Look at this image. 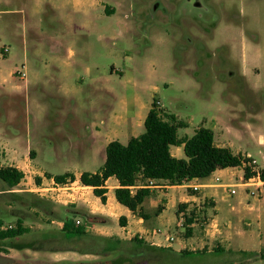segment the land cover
<instances>
[{
	"label": "rangeland",
	"instance_id": "374dc122",
	"mask_svg": "<svg viewBox=\"0 0 264 264\" xmlns=\"http://www.w3.org/2000/svg\"><path fill=\"white\" fill-rule=\"evenodd\" d=\"M101 1L104 7L90 8L89 17L84 12L70 19L75 7L69 2L11 0L15 11L6 14L5 0H0V132L19 133L18 145L27 157L19 185L9 190L0 181V221L2 229L29 228L23 235L0 239V255L36 264H264L259 234L264 232V206L252 213L232 210L236 194L228 196L229 203L221 202L220 209L213 196L191 202L201 218L189 237L192 245L186 247L195 254L156 250L132 261L127 246L107 251L97 243L96 236L129 240L116 234L114 222L75 210L86 190L77 189L74 200L62 195L51 200L33 191L41 177L33 172L26 142L42 150L46 170L69 172L77 179L81 171L100 169L102 157L85 162L81 151L97 146L93 123L109 115L141 111L155 100L163 116L174 113L190 120L179 133L192 136L204 116L225 118L219 109L223 97L239 96L264 112V0ZM17 68L26 71L27 83L21 72H13ZM233 129L229 138L238 143L236 150H244V128ZM254 130L264 135V118ZM250 150L264 167L262 150ZM1 153L2 164L12 166ZM215 175L203 182H212ZM240 175L238 169L227 170L221 180L237 182ZM175 212L169 206L160 220L153 219L163 229L172 224L177 237L172 243L178 248L188 237L176 229ZM243 218L250 220L249 227ZM67 219H81L87 235L67 238L62 232ZM213 222L217 225L210 226ZM210 227L225 232L211 236L206 231ZM230 229L235 230L232 246L259 250L245 258L232 253L240 251L221 242ZM218 247L223 251L216 252Z\"/></svg>",
	"mask_w": 264,
	"mask_h": 264
},
{
	"label": "crops",
	"instance_id": "0c3cea01",
	"mask_svg": "<svg viewBox=\"0 0 264 264\" xmlns=\"http://www.w3.org/2000/svg\"><path fill=\"white\" fill-rule=\"evenodd\" d=\"M62 2L71 3L75 8L74 11L71 12L69 15L70 19H77V15L79 13H86L87 17H89V9L94 8L95 5H100L104 7L101 0H60ZM5 12L6 14H13L15 9L11 7V0H5ZM25 11V6L23 7ZM74 15L76 17H74ZM6 19H11V16H7ZM27 19V17H25ZM74 51L71 50V54L73 55ZM49 64H45L47 67ZM13 72H21L20 69H16ZM22 73V80L27 83V73ZM13 78L16 77L13 75ZM152 105V104H151ZM151 105L142 111H138L135 109L130 112H125L123 116L121 115H109L107 119L101 118L100 123H93L95 128L94 135L97 139V146L86 148L83 151V161L87 162L89 158L94 161V163L99 161V157L101 158V162H103L100 168L103 166L106 160V146L109 142L113 140H119L122 143L126 144L130 140L131 137H136L142 134V129L144 127L145 118L151 108ZM219 109L225 115L224 119H221L220 116L217 114H213L211 116H204L202 124L200 126H205L210 128L214 133L215 143L219 146L223 147H230L234 153H240L244 157H249L250 159H255L257 161L256 166L253 168L254 171L264 170V167L259 164V159L257 156L252 154L251 150L252 146L255 148H259L260 154L264 153V135L263 134H256L254 130L255 124L262 121L264 118V112L262 109L255 105L254 102H244L241 97H223L221 99V104ZM244 111V113H243ZM174 114V113H173ZM179 119L180 115L175 114ZM237 119L239 120L238 124L233 123L232 120ZM188 125H190V120H186ZM189 127V126H188ZM186 127V128H188ZM244 128L246 132L243 137H241L240 141L246 142V148L244 150H236L235 148L238 145L237 142H234L232 139L229 138L228 134L230 130H234L233 128ZM182 129V128H181ZM195 132V131H194ZM180 134V133H179ZM188 135L187 134H180V136ZM254 138L259 140V143H255ZM29 140V139H28ZM20 141L19 133L6 131L5 133L0 132V148L2 151L6 153L8 159L12 162V166H16L18 168H22V165H26L27 157H22V152H24L18 145ZM31 151L33 153L32 157L30 158V165L35 170L33 171L34 174H37L36 177H41L39 180L40 182L43 180L44 177H47V174H51L52 177H55L56 174H53L46 170L43 167V159H42V150L36 149L30 142H26V149L25 151ZM262 150V153H261ZM184 146L183 145H172L171 146V153L178 158L183 157ZM185 154V153H184ZM231 169H238L241 171V175L238 177L239 181H222L217 180V177L220 179L222 178L221 174H223L227 170ZM98 170H91L89 172H96ZM84 172V171H83ZM82 171L79 173V179L81 177ZM214 180L212 182H203V180L209 178L211 175H214ZM211 175L204 177V178H193L189 180L183 181L181 184L171 185L168 181L162 179H154L148 180L146 182L148 188L151 190V194L147 196L142 204L143 210L146 217L140 216L138 213H134L128 207L122 205L118 202L115 196V190L119 187V181L116 177H110L106 181V188H107V201L103 203L101 198L94 194V188L92 186H88L86 191H83L78 196L77 205L75 206V210L81 211L86 210L92 212V214H97V216L101 217L106 221H112L115 223V232L119 236H125L126 238L132 239L133 237H139L151 245H156L160 247H167L172 248L175 251H181L186 249L187 245H192L194 239L189 238L192 236L187 234L188 228L192 229V232L196 225L198 224L197 221L201 220L198 218L199 210L195 208L191 209V206L195 203L191 202H198L201 201L202 198H206L207 196H213L216 200H218L219 209L220 203L225 201L228 202L230 199L228 196H233L236 194L235 202L231 205L232 210H237L240 213L245 212H255L258 210L259 207L264 206V185L258 186V183L255 185L247 186L243 183L247 177H245V170L244 166L238 167H228L223 169H217ZM36 179L35 183H39ZM198 185L199 190L196 191L192 188V186ZM236 188L237 192L235 194L230 193V187ZM140 187H144V184L138 182V184L132 188V193H135ZM254 190V194L252 193ZM253 198V199H252ZM229 203V202H228ZM149 204V208L147 205ZM184 206L181 208V206ZM169 206L176 207V229H179L181 235L185 232L187 239H185L184 243L179 244V247L176 248L172 242L177 240V237L174 233H172V224L165 225V229L157 226V221L153 219L154 215L158 220L163 217L164 213L168 210ZM178 207V209H177ZM194 211V215L191 212ZM250 213V214H251ZM186 216V226H181V220L183 215ZM219 216V215H218ZM124 217L125 222L124 224L120 223V218ZM192 218V221H188ZM215 221V219H214ZM222 221V220H221ZM245 221L247 227L250 226V220L243 218L242 222ZM224 222V221H222ZM216 223H211L210 226H216ZM231 227V223L227 224ZM245 227V228H247ZM234 226L232 227V229ZM226 230V235L221 242L226 243L227 248H232L233 250H239L250 253L251 251H257L255 249L245 248L243 246L234 247L231 244L232 237L235 235L234 231ZM240 228H237L239 231ZM160 230V232H158ZM241 230V229H240ZM207 234L214 236L216 234L221 235V232H225V229L219 228H206ZM237 234L238 236L242 235ZM260 238H264V232H259ZM174 237L173 240L170 238ZM202 242V241H201ZM264 246V242H262L261 247Z\"/></svg>",
	"mask_w": 264,
	"mask_h": 264
},
{
	"label": "trees",
	"instance_id": "16d2710c",
	"mask_svg": "<svg viewBox=\"0 0 264 264\" xmlns=\"http://www.w3.org/2000/svg\"><path fill=\"white\" fill-rule=\"evenodd\" d=\"M107 11V9H106ZM108 14H112L107 11ZM188 122L179 119L173 113L161 114L157 101H153L151 108L145 118V131L131 137L128 143L124 144L119 140H113L106 146V160L103 166L96 172L84 171L81 174V182L84 185L92 186L94 194L106 203L107 188L106 181L110 177H116L119 187L115 190V196L119 203L128 207L134 213L146 217L142 204L147 196L151 194L148 188V180L162 179L171 185L181 184L185 180L193 178H204L211 175L217 169L243 166L247 160L240 153H234L230 147L219 146L215 143L213 131L205 126L196 128L192 136H180L179 130L188 127ZM172 145L184 146V158L175 157L171 153ZM245 177L254 175L250 167L245 166ZM264 179V170L261 172ZM25 174L16 166H4L2 164V153L0 148V181L4 182L9 190L21 183ZM52 177L51 174L47 175ZM69 177L75 178L72 173L56 175L59 182H65ZM38 181L40 179H37ZM138 182L144 184L135 193L132 187ZM185 205L181 206V208ZM194 215V211L191 212ZM188 221H192L190 218ZM125 218H120V223L124 224ZM83 225H77L73 220L67 219L62 227L64 235L71 238H79L87 235ZM0 221V239L15 238L29 231V228L21 226L2 229ZM192 229L188 228L190 235ZM97 243L103 245L102 249L107 251L123 250V246L130 249V259L144 257L148 252L165 251L176 253L172 248L151 245L139 237L129 240L120 237H95ZM216 252L223 251L220 247L214 249ZM205 250H202L204 252ZM198 252V251H197ZM240 254L243 258L250 253L240 251L232 252ZM181 256L195 254L186 249L179 251ZM130 262V261H129Z\"/></svg>",
	"mask_w": 264,
	"mask_h": 264
},
{
	"label": "built area",
	"instance_id": "2783aa9c",
	"mask_svg": "<svg viewBox=\"0 0 264 264\" xmlns=\"http://www.w3.org/2000/svg\"><path fill=\"white\" fill-rule=\"evenodd\" d=\"M4 50L6 52H9L8 47H5ZM246 161L244 162L243 166H248L251 168V170L254 172V175L249 177L248 179H246L245 181H243V183L247 186H251V185H255L256 183H258V186H262L264 185V179L262 178L261 175V170L257 169L254 171V167L257 164V161L255 159H250L249 157H246ZM217 180H221L219 177H217ZM34 189L33 191L38 193L39 195L51 199V200H56V198L62 196H65L68 199L74 200V192L78 189H82L85 190L88 188L87 185H84L81 182V179L79 178H75L72 181H65V182H59L56 180L55 177H44L43 180L41 182H39L38 184L34 182ZM230 187V193L235 194L237 192L236 188H232V186ZM133 188V187H132ZM192 188L196 191H198L200 188L198 185H194L192 186ZM252 193L254 194V190H252ZM188 215V214H187ZM187 215H183L182 216V220H181V226H186V216ZM77 225H81L82 221L81 219H76L74 221ZM158 232H160V230H158ZM171 240L174 239V237L170 238Z\"/></svg>",
	"mask_w": 264,
	"mask_h": 264
},
{
	"label": "water",
	"instance_id": "95a60500",
	"mask_svg": "<svg viewBox=\"0 0 264 264\" xmlns=\"http://www.w3.org/2000/svg\"><path fill=\"white\" fill-rule=\"evenodd\" d=\"M13 263H14V259L13 258L8 257V256L0 255V264H13ZM14 264H23V263L16 262Z\"/></svg>",
	"mask_w": 264,
	"mask_h": 264
},
{
	"label": "flooded vegetation",
	"instance_id": "af4514ba",
	"mask_svg": "<svg viewBox=\"0 0 264 264\" xmlns=\"http://www.w3.org/2000/svg\"><path fill=\"white\" fill-rule=\"evenodd\" d=\"M16 262L23 263V264H36V263H33L30 259H22V260H15L14 259V263H16Z\"/></svg>",
	"mask_w": 264,
	"mask_h": 264
}]
</instances>
